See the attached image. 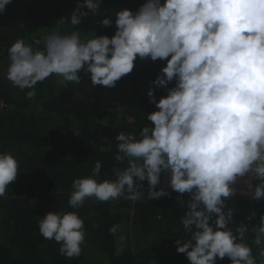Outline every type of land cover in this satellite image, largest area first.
Segmentation results:
<instances>
[{
  "label": "clouds",
  "instance_id": "1",
  "mask_svg": "<svg viewBox=\"0 0 264 264\" xmlns=\"http://www.w3.org/2000/svg\"><path fill=\"white\" fill-rule=\"evenodd\" d=\"M11 3L0 0V13ZM85 7L104 17L103 26L112 25L113 14L101 12V0H77L70 18L58 22L73 30H56L31 44L19 39L7 49L6 78L27 90L28 99L50 76L65 88L81 82L83 69L93 86L112 88L133 71L138 57L166 60V66L147 92L157 109L145 113L151 125L119 132L112 177L100 179L97 160L91 175L72 181L68 205L79 209L89 198L101 203L159 199L171 195L169 188L187 193L186 201L177 197L185 209L186 234L175 239L178 253L190 264H216L225 257L231 264H264V214L251 226L229 227V202L238 181L255 180H244L242 194L264 198V0H146L135 13L114 12V35L89 32L86 40L78 28L89 16ZM157 89L166 95L157 99ZM18 174V160L0 152V197ZM255 217L252 211L250 220ZM119 227L109 232L115 235ZM38 228L43 238L60 244V255L80 256L85 229L77 212H48ZM252 245L259 249V261Z\"/></svg>",
  "mask_w": 264,
  "mask_h": 264
},
{
  "label": "trees",
  "instance_id": "2",
  "mask_svg": "<svg viewBox=\"0 0 264 264\" xmlns=\"http://www.w3.org/2000/svg\"><path fill=\"white\" fill-rule=\"evenodd\" d=\"M145 2L101 0V12L113 14L108 27L99 23L104 17L92 16L85 7L89 16L78 26L81 38L86 40L89 32L111 37L116 30L114 12L127 8L135 13ZM76 5L77 0H12L0 13V68H6L0 74V152H10L19 162L17 179L0 197V264H190L185 254L176 251L175 239L186 235L181 223L185 209L170 188L171 195L159 199L132 202L120 198L101 203L89 198L79 209L68 205L72 181L91 175L97 160L102 162L100 179L112 177L119 132H138L144 123L151 125L145 113L157 109L148 102L147 92L166 60L138 57L132 75L122 77L96 100L72 92L69 97L61 94L54 76L38 83L36 95L28 99L27 90H19L6 78L7 49L19 39L31 44L53 31L73 30L70 23L58 22L69 19ZM173 86L174 82L168 85ZM129 91L136 99L118 104L116 95ZM155 95L159 99L166 90L157 89ZM142 183L147 195L146 182ZM180 198L186 201L189 197L185 193ZM229 207L233 230L241 223H258L264 214V200L252 203L234 196ZM52 211H75L84 221L85 241L79 257L60 255V244L40 234L39 220ZM252 211L256 217L250 220ZM115 224L120 227L113 235L109 229ZM119 235L127 237L122 250ZM251 240L249 236L247 242ZM252 248L259 261V249ZM216 264L231 261L225 257Z\"/></svg>",
  "mask_w": 264,
  "mask_h": 264
},
{
  "label": "rangeland",
  "instance_id": "3",
  "mask_svg": "<svg viewBox=\"0 0 264 264\" xmlns=\"http://www.w3.org/2000/svg\"><path fill=\"white\" fill-rule=\"evenodd\" d=\"M161 2L163 3V0H161ZM135 65L133 70H135ZM6 68H0V74H5ZM133 71L130 73V75H132ZM81 76V82L79 84L73 85L72 83H68L67 87L65 88H61V86H58L61 89V94H66L67 97H69L72 93H75L76 95H80L81 97H84L86 100H96L98 98H102L104 97L109 91L110 88L106 87V86H100V85H96L93 86L92 82L90 80V73L86 74L84 72V70L82 69L79 73ZM70 89V90H69ZM13 94V93H12ZM20 95V93H18ZM64 97V98H67ZM116 102L118 104H122V100H126V102L131 101L133 99V95H131L130 91L128 93H124V92H120L116 95ZM4 102H1V107H5ZM123 117L122 114H119V118L121 119ZM128 117V116H126ZM177 195L179 197H181V194L177 193ZM123 234V233H122ZM126 236L125 235H119L117 237L118 241H119V249L122 250L125 247V242H126Z\"/></svg>",
  "mask_w": 264,
  "mask_h": 264
},
{
  "label": "built area",
  "instance_id": "4",
  "mask_svg": "<svg viewBox=\"0 0 264 264\" xmlns=\"http://www.w3.org/2000/svg\"><path fill=\"white\" fill-rule=\"evenodd\" d=\"M249 180L251 183L255 184V180H251L250 177L242 178L240 181L237 182V184L234 186L236 188V195L243 197L244 199L250 200L252 203H260L264 200V198H261L260 200H254L251 199V193H248L247 195L242 194L243 192L247 191L246 185L244 184V180Z\"/></svg>",
  "mask_w": 264,
  "mask_h": 264
}]
</instances>
